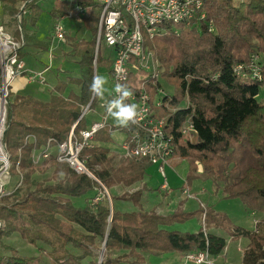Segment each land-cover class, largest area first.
I'll return each mask as SVG.
<instances>
[{"label": "trees", "instance_id": "1", "mask_svg": "<svg viewBox=\"0 0 264 264\" xmlns=\"http://www.w3.org/2000/svg\"><path fill=\"white\" fill-rule=\"evenodd\" d=\"M48 6L42 0H0L4 26L16 40L24 38L20 57L25 59L26 47L47 52L52 41L37 37L39 20L48 12L54 22L69 17L76 6L87 11L81 27L91 33V39L67 35L69 54H79L76 76L67 74L59 81L47 101L32 95H13L7 113L3 143L10 155V174L18 178L11 193L0 200V264H34L41 258L23 255L7 239L19 237L41 251L51 264H144L145 254L199 253L208 251L220 255L226 239L210 230L227 232L232 239L246 238L243 264H264V220L249 230L235 226L224 213L207 209L205 229L196 233L170 229L196 215L201 220L204 211L187 213L181 202L167 216L156 210L144 211L141 190L112 201L132 202L137 211L124 212L112 205L105 189L117 186L132 188L145 180L152 166L147 160L126 159L105 144L112 141L114 131L127 132L128 127L103 129L94 137V146L85 148L82 158L98 179L77 174L67 164L59 163L54 154L42 160L52 165L54 183L37 181V173L45 170L36 164L35 152L67 140L72 127L75 133L87 130L91 123L82 117L83 108L99 106V98L91 99L89 86L95 76V61L99 69L110 75L113 59L97 54V35L103 11V0H56ZM44 2V3H43ZM210 24L197 29L163 25L159 35L146 37L145 46L154 55L161 71L160 87L173 88L165 92L164 101L170 105L166 113L174 134L173 158L189 164L187 180L196 178L213 181L223 188L227 198L240 199L250 213L264 216V102L260 100L264 78L253 76L248 63L253 54L264 55V0H203ZM25 11L18 21L21 7ZM210 28V30H209ZM242 66L243 68L239 69ZM264 76V70H263ZM135 78L131 76L130 83ZM125 103L132 104L128 101ZM183 126L195 129L200 141L197 146L190 136L183 137ZM50 140H53L50 142ZM198 162L202 170H198ZM183 188V187H182ZM84 206L74 199L90 196ZM58 217L75 224L77 229L66 233L54 226ZM106 244V245H105ZM105 246V259L100 263L99 252ZM123 252L118 257L115 254Z\"/></svg>", "mask_w": 264, "mask_h": 264}, {"label": "built area", "instance_id": "2", "mask_svg": "<svg viewBox=\"0 0 264 264\" xmlns=\"http://www.w3.org/2000/svg\"><path fill=\"white\" fill-rule=\"evenodd\" d=\"M102 4L103 11L97 35V54L102 46L110 51L109 56L113 59L111 76L114 89L117 84L129 89L132 95L126 101L135 104L139 114L136 123L130 124L126 132L121 156L126 159H145L153 167H157L160 176L165 179L162 188L170 192L166 168L170 166L173 158L175 136L170 131L171 125L166 113L174 109H171L170 105L164 101L166 91L160 87L162 80L159 64L155 55L146 48L145 40L146 37L153 39L159 35L165 24L174 27L182 26L185 29H192L196 25V29L200 30L206 19L204 2L203 0H103ZM24 11L25 5L17 16L19 22ZM86 11L84 7L78 5L69 17L57 21L52 32V44L65 41L64 19L81 23ZM24 46V38L16 40L7 31L0 16V110L4 102L7 112L11 109L8 100L10 89L20 77L25 76L29 84L36 82L46 84V71L27 70L24 59L20 57V51ZM51 48L50 52L54 50V46L52 45ZM94 64L96 75L98 74L96 61ZM253 64L255 65L249 69L255 78L261 79L258 62L253 61ZM241 68L243 67L240 66L239 69ZM131 76L135 78L133 83L129 82ZM116 95L113 91L99 97V106L96 109H91V104L84 107L81 118L91 113L102 118L99 121H93L90 127L80 131L79 135L75 133L78 125L76 123L66 141L57 143L54 147L48 145L42 152H35V163L38 164L36 157L42 161L54 154L57 162L67 164L77 174H86L98 181L87 168L82 152L85 148L94 146V137L98 132L108 128L111 130L106 105ZM191 129V126H183V137L189 136ZM5 130L6 122L2 143ZM3 148L4 153L0 155V200L8 194L7 189L11 179L10 155L4 143ZM182 194L187 199L195 198L187 182L182 188ZM2 226L3 223L0 221V227ZM211 257L208 251L186 254L187 261L193 264H212Z\"/></svg>", "mask_w": 264, "mask_h": 264}, {"label": "rangeland", "instance_id": "3", "mask_svg": "<svg viewBox=\"0 0 264 264\" xmlns=\"http://www.w3.org/2000/svg\"><path fill=\"white\" fill-rule=\"evenodd\" d=\"M48 1V6H59L58 2L56 0H46ZM44 3V2H43ZM22 8V7H21ZM206 12V11H205ZM1 19L3 23L6 21L2 17V14L0 12ZM53 18L50 16L48 12H45L42 17L39 20V24L37 27V37L39 40L44 41L46 40V37L53 31ZM203 23H208L210 24V27L213 25V21H208V14L206 12V19L203 21ZM202 23V24H203ZM5 25V24H4ZM81 23L77 22L75 20H66L64 23V26H66L67 30L66 31V37L67 35H73L77 36L78 39H86L90 40L91 39V33L85 30L84 28L81 27ZM197 26L194 25L192 28L193 30L196 29ZM191 30V29H190ZM198 30V29H197ZM210 30V28H209ZM10 34H12L9 30H7ZM201 31V29L199 30ZM51 41V40H50ZM55 46V55H62L64 56L65 60L62 63L61 67L62 72H60V79L61 81H65L67 74L69 72H72L73 76H76L78 73V68H79V60L80 56L79 54H76V51L73 50L72 54H69V51L71 50V46H69L66 43V38L65 41L62 43H54ZM34 47H26L24 49V52H31L35 51ZM109 50H107L104 46L101 48V53L103 56H109ZM44 56V54H42ZM60 57V56H57ZM33 55L28 53L25 57V62L27 64V67H30V63L33 60ZM52 60V65L51 67L54 68L53 71H56V68L59 67L60 65V60L55 61ZM253 61H257L259 65V70H260V75L259 77L263 80V70H264V55H259V54H253L249 60L248 63H245L243 65H247L250 68L255 65L253 64ZM27 68V69H28ZM40 68V67H39ZM99 74L104 76L107 83L104 85V94L103 95H108L109 93L114 91V84H113V79L112 76L105 71L103 68L99 69ZM52 75L50 74H45V77L48 78V81H51L53 78L51 77ZM24 76L20 77L18 79L17 83H21L23 81ZM23 78V79H22ZM16 83V84H17ZM14 84L11 89L10 93L13 96V92L15 90H18V86ZM167 93H173V88L169 87L166 90ZM22 93L28 95L27 91H22ZM9 97V102L13 97ZM260 100L264 102V86L261 88V93H260ZM8 113V112H7ZM102 114V113H101ZM90 123L94 121H99L102 117L97 116L94 113H91L86 116ZM109 124L113 127H118V125L115 123V121L110 117L109 118ZM126 137V132H121V131H114L112 133V141L108 142L105 144V147L110 149L111 151H117L123 152L122 150V145L124 143V139ZM187 137V136H185ZM184 137V138H185ZM120 153V155H121ZM36 160L38 161V164H40V167L45 170V173H37L34 177L37 181H43L47 180L50 181V183H54L55 179L53 178L54 176V170L52 165H43L42 161L38 160V157H36ZM198 170H202V165L201 163L198 162ZM189 173V164L186 160H182L180 158H172L170 162V166L166 168V175H167V183L170 192H168L169 198L171 202L169 211H171V214L178 208L179 204L182 202L183 203V209L187 213L191 212H197V211H204L203 217L200 220L199 217L196 215L195 217L182 222V223H176L170 229H174L180 232H192L196 233L200 230V228L203 226L205 229V218H206V211L207 209H214L216 212L219 213H224L230 217L232 220V223L235 224V226H240L244 225L248 228L253 227L252 226V221L254 220L251 215H255L256 218V224L261 223L259 220V217L261 214L258 213H250L247 209V207L244 205V203L240 199H234V198H227L225 192L223 191V188H217L216 185H214L213 181L210 179H205V178H196L193 179V181L190 183L187 180ZM145 183L147 186L143 185V183H139L134 186V188H125L123 186H117L114 189L108 190L105 189V193H107L110 198L112 196H122L124 193L128 192L130 194H133L134 192L141 190L143 187L145 189V192L143 194L141 204H142V209L144 211H151V210H156L159 208V206H162V201L164 200L163 195L166 194L167 192L161 188L162 184H164L165 179L162 178L158 172L157 167L151 166L150 169L148 170L147 176L145 178ZM190 184L191 187V192L195 196L193 199H187L183 194H182V187L184 186L185 183ZM18 183V178H12L9 180V187L7 189L8 193H11L12 190L16 187ZM91 197H83L79 199H74V202L77 206H84L86 200ZM187 200V201H186ZM112 205H115L119 210L124 211V212H133L137 211L138 208L135 207V205L132 202L129 201H124V200H116L112 201ZM185 204V205H184ZM175 207V209L173 208ZM158 213V212H157ZM159 214V213H158ZM162 215V214H160ZM169 215V214H168ZM167 216V215H165ZM264 220V218H263ZM2 222V221H1ZM54 226L58 229H60L63 232L69 233L73 231L74 229H77V226L64 218L58 217L57 220L54 221ZM211 232L215 233L216 235L219 236H224L227 239V250H225L218 256H212V264H242V256L243 252L241 249L246 246L248 243V240L245 238H241L239 240H234L229 238V234L221 229H216L213 228L210 230ZM231 237V236H230ZM6 243L16 247L23 255L30 256V257H36V258H41L42 261L40 262H34V264H51L50 259L43 254L41 251L38 249L34 248L31 244L25 242L24 240L20 239L19 237H13L11 239H7ZM106 245V244H105ZM247 247V246H246ZM246 249V248H245ZM105 246L102 250L99 252L100 256V263L104 261L105 259ZM123 252L115 254L113 257H118L121 255ZM146 258V261L144 264H160V262L168 257L169 261L171 264H193L189 261H187L186 255L185 254H179V253H171V254H164L162 256H153L149 254L144 255ZM131 262H126L123 260L121 264H130ZM84 264H90V259H87L84 261Z\"/></svg>", "mask_w": 264, "mask_h": 264}, {"label": "crops", "instance_id": "4", "mask_svg": "<svg viewBox=\"0 0 264 264\" xmlns=\"http://www.w3.org/2000/svg\"><path fill=\"white\" fill-rule=\"evenodd\" d=\"M42 1H45L46 3H48V1H46V0H42ZM56 2H58V1H56ZM49 4V3H48ZM66 20H69V19H64L63 20V25H64V23H65V21ZM55 23L56 22H53V30H54V27H55ZM65 27V29H66V31H68L67 30V28H66V26H64ZM37 32H38V30H37ZM53 32V31H52ZM52 32L51 33H49V35L46 37V40H44V41H49V40H51V38H52ZM53 46H54V44H52ZM52 49V48H51ZM51 49L49 50V51H47V52H42V51H38V50H35V51H31V52H27V54L28 53H30V54H32L33 55V60H32V62L30 63V67L28 68L27 67V64H26V68H28L27 70H29V71H34V72H44V71H46L45 72V74H50V75H52L51 77L53 78L51 81H48V78H46V84L45 85H43V84H41V83H39V82H36V83H31V84H29L28 83V81H27V78L24 76L22 79H23V81L21 82V83H17L18 82V80L14 83V84H16V86H18V90H15L14 92H13V95L15 96V95H18V94H23V95H26V94H24V93H22V91H27L28 93V95H32V96H34V97H36V98H38V99H40V100H42V101H47L48 99H50V97H51V95H53L54 94V92H55V86H56V84L59 82V81H61V80H59L60 79V72H62V68L63 67H61V65H62V63L64 62V60H65V58H64V56H63V54L62 55H55L54 54V51L56 50L55 49V46H54V50L52 51V52H50L51 51ZM42 54H44V56H42ZM57 56H60V57H57ZM55 60V61H59L60 60V65H59V67L58 68H56V71H53V69L54 68H52L51 67V65H52V60ZM24 61H25V59H24ZM54 61V62H55ZM26 63V62H25ZM40 67V68H39ZM13 84V85H14ZM94 121V120H93ZM123 150V149H122ZM119 153H121V152H119ZM146 180V179H145ZM145 180L143 181V182H141V183H143V185H145V186H147L146 185V183H145ZM139 184V183H138ZM137 185V184H136ZM135 186V185H134ZM134 186H132V188H134ZM161 188H162V186H161ZM163 189V188H162ZM164 190V189H163ZM168 192L166 193V194H164L163 195V198H164V200L162 201V206H159V208L157 209V212L159 213V214H162V215H168V214H171V211H169V210H167V209H169V208H171L170 207V204H171V202H169L170 200H171V198H169V197H167L168 196ZM187 201V200H186ZM185 205V204H184ZM174 209H175V207H173ZM251 217L254 219L253 221H252V226L253 227H251V228H248V227H246V226H244V225H240L239 227H243V228H246V229H249V230H253V229H255V224H256V218H255V215L253 214V215H251ZM264 218V216H261L260 215V217H259V220L261 219H263ZM222 237V236H221ZM223 238H225L226 239V241H227V239L228 238H226V237H224L223 236ZM229 238L231 239L232 237H230L229 236ZM246 239V238H245ZM248 245V243L246 244V246ZM246 246H244V248L243 249H241L242 250V252L244 253V250H245V248H246ZM227 248H228V246H227ZM227 248H226V250H227ZM160 264H171L170 263V261H169V258L168 257H166V258H164L161 262H160ZM242 264H243V256H242Z\"/></svg>", "mask_w": 264, "mask_h": 264}, {"label": "clouds", "instance_id": "5", "mask_svg": "<svg viewBox=\"0 0 264 264\" xmlns=\"http://www.w3.org/2000/svg\"><path fill=\"white\" fill-rule=\"evenodd\" d=\"M106 83L107 81L104 76L100 74L93 76L92 82L89 86L90 98L95 99L102 97L104 94V85ZM114 91L117 95L107 103V115L110 116L120 127H128L130 123L135 124L139 115L137 112V106L135 104L125 103L126 99L129 98L132 93L121 84H117Z\"/></svg>", "mask_w": 264, "mask_h": 264}, {"label": "bare ground", "instance_id": "6", "mask_svg": "<svg viewBox=\"0 0 264 264\" xmlns=\"http://www.w3.org/2000/svg\"><path fill=\"white\" fill-rule=\"evenodd\" d=\"M6 115H7V110H6V105L5 102L2 104L1 110H0V155L4 153V148H3V143H2V135L5 127V122H6Z\"/></svg>", "mask_w": 264, "mask_h": 264}, {"label": "water", "instance_id": "7", "mask_svg": "<svg viewBox=\"0 0 264 264\" xmlns=\"http://www.w3.org/2000/svg\"><path fill=\"white\" fill-rule=\"evenodd\" d=\"M189 136H190V142L193 146H197L199 141H200V136L198 134V132L195 129H191L189 131ZM109 200L111 202V198L109 196ZM112 204V203H111Z\"/></svg>", "mask_w": 264, "mask_h": 264}]
</instances>
